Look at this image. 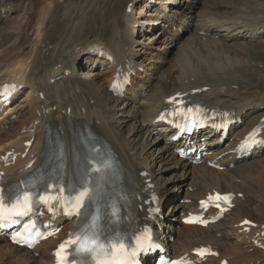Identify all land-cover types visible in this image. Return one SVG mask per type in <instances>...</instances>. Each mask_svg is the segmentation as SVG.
<instances>
[{"label": "bare ground", "instance_id": "bare-ground-1", "mask_svg": "<svg viewBox=\"0 0 264 264\" xmlns=\"http://www.w3.org/2000/svg\"><path fill=\"white\" fill-rule=\"evenodd\" d=\"M250 5L247 0H21L16 6L12 0H0V25L10 20L0 34V86L12 82L22 94L7 108L6 118L0 119V160L8 153L16 156L7 161L8 166L0 162L6 185L40 165L47 127L59 128L62 139L70 140V154L78 150V130L83 134L87 127L117 155L127 172L125 181L133 183L137 193L140 219L162 225V229L155 225L156 240L172 258L186 255L195 264H264V250L254 246L255 241L264 246V206L238 199L239 191L231 184L258 168L259 158L264 163L259 152L239 162L231 153L251 129L264 138V70L258 69L264 66L249 67L245 58L247 52L261 47L264 11L250 10ZM227 10H239V19L226 17ZM156 25L166 28L150 35ZM241 39L243 43L234 46L235 54L230 53V44ZM197 41L203 43L205 54L199 47L194 49ZM185 42L190 47L184 48ZM157 43L163 44L162 51L170 49L174 59L169 52L160 53ZM101 51L115 63L99 58ZM170 60L172 67L163 70ZM123 71L131 75L132 85L120 100L108 87L112 77ZM171 97L176 98L168 103ZM175 101L198 103L207 112L231 113L245 124L232 128L231 139L220 147L212 131L203 134L210 146L205 159L215 161L222 171L209 169L207 161L191 165L176 158L172 131L156 123L160 112ZM171 166L186 176L180 185L188 179L197 192L187 196L189 205L174 204L161 219L157 197L162 195L163 204L173 203L174 197L167 195V182L158 176ZM222 182L225 191L219 188ZM215 193L232 194L226 214H232L230 225L214 226L213 234L181 232L170 243L171 217L178 209L183 208L184 216L196 212L198 201ZM244 221L253 226L241 225ZM72 225L63 223L59 235L33 251L0 237V260L52 264V250ZM230 232L236 236L233 242H227ZM204 249L210 256L198 259L195 252Z\"/></svg>", "mask_w": 264, "mask_h": 264}, {"label": "rangeland", "instance_id": "rangeland-1", "mask_svg": "<svg viewBox=\"0 0 264 264\" xmlns=\"http://www.w3.org/2000/svg\"><path fill=\"white\" fill-rule=\"evenodd\" d=\"M12 1L15 3L16 6H19L21 0H12ZM247 1H248V5L251 4L250 6L247 7L248 9L251 10V8H254V9L256 8L259 11L260 10L264 11V0H247ZM225 14H226V17H228L229 19L230 18L231 19H239L240 11L239 10H227ZM9 25H10V20H5L4 23H2V25H0V34L2 32H4L6 29H8ZM160 29L162 30L164 28L163 27L156 28V30H154V32H152L151 35L155 34ZM183 35H185V34H183ZM243 40L244 39H241L240 42H238V43L230 44V46H232V47H230V50H231L230 53L235 54V51H233V50H235L234 46H238V44L243 43L242 42ZM261 42H262V44H261V47L259 49L251 50V51L246 53L245 58L248 57L249 58L248 63L250 62L249 64H247V66H249V67L255 66L256 68L259 65L264 66V38L261 40ZM194 44H196L194 49L195 48L197 49L199 47L202 50V53L205 54V51H204L205 48L204 47H203L204 49L202 48L203 43H200V41H197V42H194L193 45ZM162 46H163L162 43H157L155 45L157 50H159V51L161 50L160 53L165 54V53L169 52V57L174 59L175 54L171 55V53L169 51L170 49L162 51V48H161ZM183 46H184V48L190 47L189 45L187 46L186 42H185V44H183ZM213 48L214 47H211V45H209V49L213 50ZM172 63H173V60L168 61L165 65H163L164 68H162V69L168 71L172 67V65H173ZM258 69L264 70V67L258 68ZM98 71L101 72L102 69L100 68V69H98ZM240 126L244 127L245 124L240 125ZM261 160L262 159H260V158L257 160V167L258 168H254V170H252L251 173L249 172V175L246 176L245 178H243V177L242 178H236L234 180L235 182L233 181L234 183H231V184H234L232 186L235 188V190L239 191V193H237L238 198H240L242 200H247V201L251 200V202L253 201L252 204H258L260 206L261 205L264 206V163L258 162ZM252 163H255V161H251V162L249 161V163H247V164H252ZM181 172H182L181 170H179L178 168L174 169L172 166L167 171H164V172L159 171L158 177L159 178L161 177V181L167 182V188H168L167 189V195L171 196L172 198L174 197L173 203L167 202V203H165V205H163V207L161 209V213L163 216H166L169 214L170 209L172 207H175L174 204L176 206H178V205H181V206L186 205L187 206L188 204H190L191 200L186 199L187 196H191L193 193L197 192V191L195 192L194 187H192L191 185L189 186L187 184V182H189L188 179L186 180L185 184L180 185V182L184 181L186 178V176H180ZM191 174L194 175V173H191ZM223 186L225 187V185L222 182V184H221V186H219V188H220V190L225 191L226 188H224ZM241 193H243V194H241ZM159 196H161V194ZM174 211H176V208L174 209ZM182 212H183V208H180V209H178V212L175 213V217L170 216L171 217V222H170L171 223V230L169 232V234H171L170 243H173L174 241H176L178 238V235L181 232L187 233V232L192 231V230H194V231L197 230V231H201L202 233L213 234V231H215L212 228H197V227H192V226H184L182 224V218H183ZM229 217H232V214L229 215L228 217H225V219L223 218V220H221L220 223H217V225L219 226V224H220V226H222V225L228 224V223H229L228 225H230V221H229L230 218ZM185 228H187V230ZM230 235H231L230 238H227L228 239L227 242L235 241L236 236L232 232H230ZM217 236L219 238L218 234H217ZM35 257H37V254L35 255ZM0 264H7V263L4 260H0Z\"/></svg>", "mask_w": 264, "mask_h": 264}, {"label": "snow or ice", "instance_id": "snow-or-ice-1", "mask_svg": "<svg viewBox=\"0 0 264 264\" xmlns=\"http://www.w3.org/2000/svg\"><path fill=\"white\" fill-rule=\"evenodd\" d=\"M55 189V185H51L49 191ZM58 192L63 193V187H60ZM49 193L41 195L39 198L47 203ZM91 199V195L87 187H82L79 190H75L69 200H74L77 206L83 203V201ZM211 199V197L209 198ZM216 199L228 200V197H219ZM58 202V201H57ZM32 203V196L29 192H25L21 197H18L16 202L8 207L7 212L5 211V204L3 202V197L0 196V222H3L9 215H20L30 210ZM100 217L95 215L92 217V223L90 225L91 231L85 229L82 233L77 234L74 240H70L68 243L72 244L76 251L87 254L90 258L89 264L92 260H95V264H133L130 257L136 255V251L133 249L129 251L131 246H126L122 241L117 239H110L107 242L101 239L98 231ZM144 245L138 240L137 248H142ZM65 245H61V251H63ZM60 251L57 252V256L60 257ZM118 254V255H117ZM116 255V259H110L112 256Z\"/></svg>", "mask_w": 264, "mask_h": 264}]
</instances>
